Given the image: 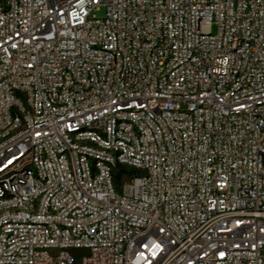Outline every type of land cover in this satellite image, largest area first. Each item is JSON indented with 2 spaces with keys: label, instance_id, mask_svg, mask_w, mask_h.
Returning a JSON list of instances; mask_svg holds the SVG:
<instances>
[{
  "label": "built area",
  "instance_id": "2783aa9c",
  "mask_svg": "<svg viewBox=\"0 0 264 264\" xmlns=\"http://www.w3.org/2000/svg\"><path fill=\"white\" fill-rule=\"evenodd\" d=\"M0 264H264V0H0Z\"/></svg>",
  "mask_w": 264,
  "mask_h": 264
},
{
  "label": "trees",
  "instance_id": "16d2710c",
  "mask_svg": "<svg viewBox=\"0 0 264 264\" xmlns=\"http://www.w3.org/2000/svg\"><path fill=\"white\" fill-rule=\"evenodd\" d=\"M124 172V170L122 168H119L118 169V172H117V178L119 177L120 174H122Z\"/></svg>",
  "mask_w": 264,
  "mask_h": 264
},
{
  "label": "rangeland",
  "instance_id": "374dc122",
  "mask_svg": "<svg viewBox=\"0 0 264 264\" xmlns=\"http://www.w3.org/2000/svg\"><path fill=\"white\" fill-rule=\"evenodd\" d=\"M211 30H212V32H216V25L215 24L211 26Z\"/></svg>",
  "mask_w": 264,
  "mask_h": 264
}]
</instances>
